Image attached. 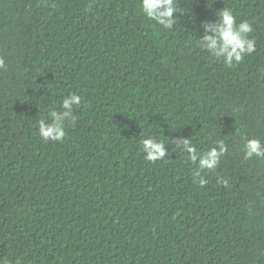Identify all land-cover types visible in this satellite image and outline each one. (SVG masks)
Instances as JSON below:
<instances>
[{"label":"trees","instance_id":"1","mask_svg":"<svg viewBox=\"0 0 264 264\" xmlns=\"http://www.w3.org/2000/svg\"><path fill=\"white\" fill-rule=\"evenodd\" d=\"M174 3L166 28L141 0H0V264H264V0ZM225 8L256 46L231 67L203 39Z\"/></svg>","mask_w":264,"mask_h":264},{"label":"clouds","instance_id":"2","mask_svg":"<svg viewBox=\"0 0 264 264\" xmlns=\"http://www.w3.org/2000/svg\"><path fill=\"white\" fill-rule=\"evenodd\" d=\"M141 9L150 20L158 21L166 28H170L173 22L172 14L176 11L174 0H141ZM165 18H169L165 20ZM220 23L218 25H206V32L203 36L204 40L209 41L207 45L213 49V57L220 58L221 53H227L224 58L226 66H233L234 62H241L244 57L255 51V43L249 39L247 34L252 31L251 25L248 21H241L238 25L233 12L229 8H225L220 12ZM207 28H211L214 35H209ZM219 45V47H218ZM4 67V60L0 57V68ZM81 97L75 93H71L69 98L62 101L64 109H71L73 104L79 105ZM51 123H45V120L38 122L39 135L44 140L51 138L53 141H62L66 135L64 118L69 117L74 120L69 112L57 113L55 111L50 113ZM144 148L147 149L148 154L145 156L147 161H156L164 156L165 149L163 142L154 141L152 138L142 141ZM183 147L189 152V158L192 161L196 160L197 153L192 145L187 140L183 142ZM246 156L264 157V147H262L259 139L251 138L244 142ZM143 151V149H141ZM224 151V145L221 143L219 150L210 148L201 156L198 168L195 172V177L201 185L207 183L202 176L201 171L204 169L212 170L218 164L219 152Z\"/></svg>","mask_w":264,"mask_h":264}]
</instances>
